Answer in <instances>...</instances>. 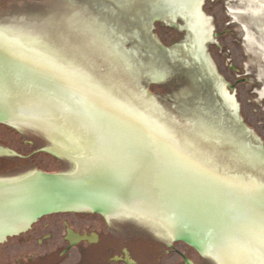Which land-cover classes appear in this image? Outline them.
<instances>
[{
  "label": "snow or ice",
  "instance_id": "1",
  "mask_svg": "<svg viewBox=\"0 0 264 264\" xmlns=\"http://www.w3.org/2000/svg\"><path fill=\"white\" fill-rule=\"evenodd\" d=\"M57 3L69 9L81 8L80 0ZM105 27L91 11L59 15L32 38L39 47L30 49L33 55L27 58L14 50L21 47L19 41L6 40L0 33V117H8L3 105L23 87L47 105L81 118L96 130L101 141L110 143L122 178L155 170L153 178L169 186L178 201L199 200L216 205L237 233L233 255L243 247L250 257L264 264V181L251 176L217 175L209 167L212 158L200 149L195 138L181 145L173 129L157 126L158 138L172 149V163L161 171L157 160L144 152L139 140L128 139L123 122L113 115L131 111L116 95L114 80L121 71L131 74L133 68H121L119 54L100 37ZM97 59L114 67L101 74ZM232 147L238 163L264 171V152L242 144Z\"/></svg>",
  "mask_w": 264,
  "mask_h": 264
}]
</instances>
